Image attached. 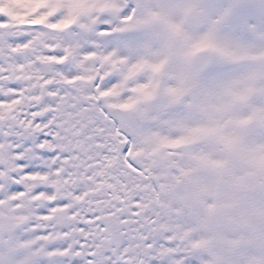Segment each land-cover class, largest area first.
Wrapping results in <instances>:
<instances>
[{"label": "snow or ice", "instance_id": "snow-or-ice-1", "mask_svg": "<svg viewBox=\"0 0 264 264\" xmlns=\"http://www.w3.org/2000/svg\"><path fill=\"white\" fill-rule=\"evenodd\" d=\"M0 264H264V0H0Z\"/></svg>", "mask_w": 264, "mask_h": 264}]
</instances>
